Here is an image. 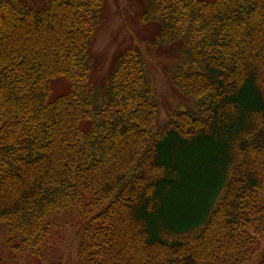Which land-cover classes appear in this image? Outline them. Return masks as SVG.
I'll use <instances>...</instances> for the list:
<instances>
[{
	"label": "trees",
	"instance_id": "obj_1",
	"mask_svg": "<svg viewBox=\"0 0 264 264\" xmlns=\"http://www.w3.org/2000/svg\"><path fill=\"white\" fill-rule=\"evenodd\" d=\"M138 2L192 103L160 125L138 48L94 75L103 0H0L8 244L40 256L49 216L72 210L78 264H264V0Z\"/></svg>",
	"mask_w": 264,
	"mask_h": 264
},
{
	"label": "rangeland",
	"instance_id": "obj_2",
	"mask_svg": "<svg viewBox=\"0 0 264 264\" xmlns=\"http://www.w3.org/2000/svg\"><path fill=\"white\" fill-rule=\"evenodd\" d=\"M28 4L41 5L43 0H25ZM141 5L138 0H103V7L98 20V27L93 35L92 54L96 59V78L107 74L112 59L128 48H138L146 63L147 73L153 84V95L158 104V125L164 123L171 112L182 106H192L183 97L171 81L170 67L176 63L177 54L169 50L150 45V38L155 33V26L143 25L139 20ZM167 49V50H165ZM56 93L66 90L64 83L54 85ZM188 196H182V202ZM182 208V207H181ZM51 241L43 246L40 256L30 252L17 253L8 241L12 238L4 225L0 223V264H78L76 249L85 240L86 226L79 222L74 211L51 214L47 220ZM14 245L21 237L12 238ZM35 251V250H34ZM36 254V251L34 252ZM258 254L248 263L257 264Z\"/></svg>",
	"mask_w": 264,
	"mask_h": 264
}]
</instances>
